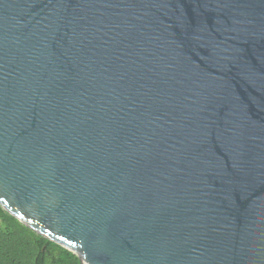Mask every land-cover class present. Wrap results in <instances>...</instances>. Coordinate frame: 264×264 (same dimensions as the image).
Returning a JSON list of instances; mask_svg holds the SVG:
<instances>
[{
	"label": "water",
	"instance_id": "obj_1",
	"mask_svg": "<svg viewBox=\"0 0 264 264\" xmlns=\"http://www.w3.org/2000/svg\"><path fill=\"white\" fill-rule=\"evenodd\" d=\"M0 207L79 264H264V0H0Z\"/></svg>",
	"mask_w": 264,
	"mask_h": 264
},
{
	"label": "trees",
	"instance_id": "obj_2",
	"mask_svg": "<svg viewBox=\"0 0 264 264\" xmlns=\"http://www.w3.org/2000/svg\"><path fill=\"white\" fill-rule=\"evenodd\" d=\"M0 264H79L75 255L36 235L0 207Z\"/></svg>",
	"mask_w": 264,
	"mask_h": 264
}]
</instances>
